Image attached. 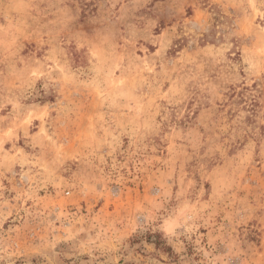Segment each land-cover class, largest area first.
I'll return each mask as SVG.
<instances>
[{
  "label": "clouds",
  "instance_id": "clouds-1",
  "mask_svg": "<svg viewBox=\"0 0 264 264\" xmlns=\"http://www.w3.org/2000/svg\"><path fill=\"white\" fill-rule=\"evenodd\" d=\"M0 264H264V0H0Z\"/></svg>",
  "mask_w": 264,
  "mask_h": 264
}]
</instances>
